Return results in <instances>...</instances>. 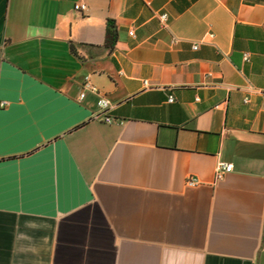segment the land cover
<instances>
[{
  "label": "crops",
  "instance_id": "crops-1",
  "mask_svg": "<svg viewBox=\"0 0 264 264\" xmlns=\"http://www.w3.org/2000/svg\"><path fill=\"white\" fill-rule=\"evenodd\" d=\"M0 102V264H264V0H0Z\"/></svg>",
  "mask_w": 264,
  "mask_h": 264
},
{
  "label": "built area",
  "instance_id": "built-area-1",
  "mask_svg": "<svg viewBox=\"0 0 264 264\" xmlns=\"http://www.w3.org/2000/svg\"><path fill=\"white\" fill-rule=\"evenodd\" d=\"M74 10L75 11H79V12H84L87 10V6L83 3H77V4H74ZM159 21L160 23L165 26L166 25V22H167V16L165 14H161L159 16ZM129 36L130 37H134V33H133V30H130L128 32ZM178 42L177 39L173 40V43L172 44H176ZM197 44L193 45L192 46V49L193 50H196L197 49ZM249 60V57L247 54L244 55V61L245 62H248ZM144 84L147 86V83L144 82ZM86 92H90L94 95L97 96V101H96V105L100 111V116H101V120L102 122L106 123V124H112V123H118V124H121L122 121H119L117 119H114L112 117H109L107 116L108 112H110V110L112 109V105L111 103L102 95L99 94V91L97 88H95L94 86H92L91 84H89L88 82H85L84 83V86H83V89L82 91L80 92L79 94V100H83V98L85 97L86 95ZM174 101V98L172 95H170L168 97V102L169 103H172ZM245 102H248L247 99H245ZM6 106V103L5 102H0V107H4ZM220 105H216L214 108L215 109H218ZM232 171V166L228 163H225V162H219L216 166V169H215V180L216 181H219L221 180L226 174L230 173ZM189 186H194L195 185V182L194 181H188L187 182Z\"/></svg>",
  "mask_w": 264,
  "mask_h": 264
},
{
  "label": "trees",
  "instance_id": "trees-1",
  "mask_svg": "<svg viewBox=\"0 0 264 264\" xmlns=\"http://www.w3.org/2000/svg\"><path fill=\"white\" fill-rule=\"evenodd\" d=\"M114 41V26L111 23H108L106 29V45L111 46Z\"/></svg>",
  "mask_w": 264,
  "mask_h": 264
}]
</instances>
